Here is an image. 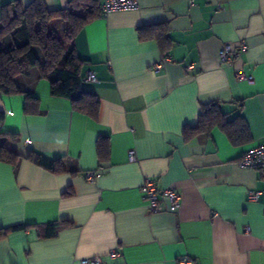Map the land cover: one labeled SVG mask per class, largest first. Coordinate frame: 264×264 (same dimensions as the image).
<instances>
[{
  "label": "crops",
  "instance_id": "crops-1",
  "mask_svg": "<svg viewBox=\"0 0 264 264\" xmlns=\"http://www.w3.org/2000/svg\"><path fill=\"white\" fill-rule=\"evenodd\" d=\"M44 1L49 10L69 2ZM155 24L172 40L166 55L155 36L139 38L140 28ZM240 39L246 52L220 63L221 48ZM74 47L86 90L98 100L96 116L52 95L34 67L21 86L38 98L35 114L23 112L22 94H0V131L18 134L20 155L15 166L0 161V229L31 225L0 237V264H80L112 249L120 257L109 264H264V177L239 166L242 153L264 141V0H140L137 9L86 24ZM236 101L250 142L234 146L218 127L184 139L201 104L219 102L230 112ZM30 150L62 157L65 172L30 161ZM146 177L160 190L173 188L180 208L161 200V211L149 210L140 191ZM48 222L68 224L43 237Z\"/></svg>",
  "mask_w": 264,
  "mask_h": 264
},
{
  "label": "trees",
  "instance_id": "trees-1",
  "mask_svg": "<svg viewBox=\"0 0 264 264\" xmlns=\"http://www.w3.org/2000/svg\"><path fill=\"white\" fill-rule=\"evenodd\" d=\"M99 0H69L67 7L49 10L44 0H32L22 4L19 0L6 2L0 7V94L24 96L23 112L35 114L38 111V98L30 89L21 86V75L29 67L37 70L39 78H45L54 96L68 98L74 109L96 116L98 100L86 90L82 75L83 60L77 55L74 41L81 29L100 14ZM155 36L161 54L169 53L172 40L161 24L139 29V38ZM230 112L222 109L219 102L201 104L196 123L184 125L182 135L188 140L201 133L218 127L234 145L251 141L249 127L241 116L240 101L234 103ZM238 111L232 117L229 115ZM5 114L0 110V127ZM0 161L15 166L20 158L13 145L19 140L14 132L0 131ZM99 166L107 157V143H97ZM27 158L54 173L65 172L63 158L50 160L30 150ZM66 195L69 192L65 193ZM68 223L48 222L44 225L43 237L56 234L61 225ZM31 225L16 224L0 229V237Z\"/></svg>",
  "mask_w": 264,
  "mask_h": 264
},
{
  "label": "built area",
  "instance_id": "built-area-1",
  "mask_svg": "<svg viewBox=\"0 0 264 264\" xmlns=\"http://www.w3.org/2000/svg\"><path fill=\"white\" fill-rule=\"evenodd\" d=\"M140 0H99L100 14L105 16L111 12L137 9ZM247 50L244 40H238L237 44H225L219 52V61L223 64L232 65L242 54ZM170 57L166 56L163 61H169ZM162 67V62L152 66L153 72H159ZM86 80H94V75L88 73L85 76ZM236 79L252 82V77L243 72H236ZM130 160H134V150L128 152ZM239 166L242 168L260 171L264 177V141L260 144L246 149L239 158ZM86 178L91 180L94 177V172H87ZM143 199L147 202L149 210L152 212L161 211V200H166L170 211H177L180 206V195L171 187L158 189L156 181L152 177L144 178L140 187ZM249 195L252 199L257 200L259 193L250 191ZM120 257L116 249L108 251L105 255L92 256L82 258L80 264H109L112 260Z\"/></svg>",
  "mask_w": 264,
  "mask_h": 264
}]
</instances>
